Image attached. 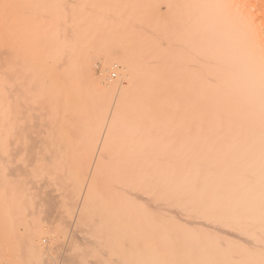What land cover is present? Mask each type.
I'll use <instances>...</instances> for the list:
<instances>
[{"label":"bare ground","instance_id":"6f19581e","mask_svg":"<svg viewBox=\"0 0 264 264\" xmlns=\"http://www.w3.org/2000/svg\"><path fill=\"white\" fill-rule=\"evenodd\" d=\"M92 1L45 0L39 17H55L59 30L109 36L116 47L105 63L119 64V79L97 82L118 96L115 119L140 134L148 126L160 131L150 137L159 138L151 165L139 134L134 167L122 164L120 175L123 210L145 202L137 214L149 222L152 264H264V0H100L87 16ZM143 32L146 42H136ZM79 200L70 194L64 207ZM106 215L84 197L70 238L80 245L65 264H80L89 251L94 264H106ZM91 217L93 239L84 235Z\"/></svg>","mask_w":264,"mask_h":264},{"label":"rangeland","instance_id":"374dc122","mask_svg":"<svg viewBox=\"0 0 264 264\" xmlns=\"http://www.w3.org/2000/svg\"><path fill=\"white\" fill-rule=\"evenodd\" d=\"M44 2L7 0V15L0 17V264H65L63 258L80 245L70 238L84 197L90 210L103 206L107 212L106 264H152L153 255L146 254L153 240L149 222L143 217L140 223L137 214L145 202L122 207V164L133 169L137 151L131 145L140 133L115 119L118 96L103 93L97 82L102 76L111 83L119 79V64L105 63L115 43L109 36L91 37L87 28L57 29L55 17H39L49 8ZM98 3L87 4V16ZM147 37L143 32L136 42ZM108 131L107 142L96 145ZM159 132L148 126L140 134L147 166L159 140L150 137ZM70 194L80 200L67 209ZM95 223L91 217L85 226L90 239ZM89 252L80 264H94Z\"/></svg>","mask_w":264,"mask_h":264},{"label":"built area","instance_id":"2783aa9c","mask_svg":"<svg viewBox=\"0 0 264 264\" xmlns=\"http://www.w3.org/2000/svg\"><path fill=\"white\" fill-rule=\"evenodd\" d=\"M112 77H114V75H112Z\"/></svg>","mask_w":264,"mask_h":264}]
</instances>
